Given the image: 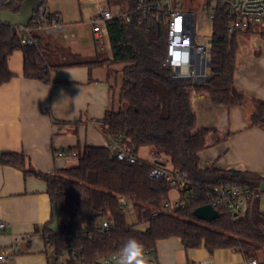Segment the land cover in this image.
Returning a JSON list of instances; mask_svg holds the SVG:
<instances>
[{
    "label": "trees",
    "instance_id": "obj_1",
    "mask_svg": "<svg viewBox=\"0 0 264 264\" xmlns=\"http://www.w3.org/2000/svg\"><path fill=\"white\" fill-rule=\"evenodd\" d=\"M23 1L13 0V8L0 2L1 10L17 12ZM47 1L38 0L29 26ZM137 2L104 0V5L107 10L115 8L121 14L131 11ZM207 3L217 4V0H207ZM228 24L229 19L217 5L209 34V78L205 84L194 87L170 78L164 66L167 30L154 16L142 18L141 24L135 18L126 23L119 16L113 17L106 22L111 60L75 62L65 60L67 51L52 44L48 34L38 33L36 45L29 47L20 44L14 28L0 24V85L12 78L6 62L16 50L22 52L23 77L45 84L50 82L49 73L55 67L83 65L91 69L118 65L117 109L105 111L98 121L100 131L108 140L119 141L134 154L141 147L149 148L156 156L168 160L172 169L183 173L189 182L179 192L184 206L166 213L162 207L173 191L170 184L149 179L148 162L118 161L108 147H77L76 162L53 174L27 169L25 174L45 183L51 204V219L44 227L47 246L56 251L62 250L66 243L81 247L90 262L121 251L130 238L142 243L144 249L154 251L158 241L175 237L184 250L231 249L246 260L264 252L263 213L257 217L251 209L244 217L234 220L222 214L209 218L199 213L202 206L209 204L207 187L236 185L254 190L264 183V178L256 174L219 170L213 165L199 167L198 154L207 147V132H192L195 118L189 108V91L207 94L219 107H235L243 101L242 94L233 85L237 42L236 35L228 36ZM252 124L256 125V120ZM261 126L264 128V124ZM24 163L21 153L0 152L1 165L23 168ZM119 198L132 206L134 224L127 223ZM54 211L58 218L57 233L49 229ZM107 217L112 227L99 236L95 229ZM140 224H147V228L135 230Z\"/></svg>",
    "mask_w": 264,
    "mask_h": 264
},
{
    "label": "crops",
    "instance_id": "obj_2",
    "mask_svg": "<svg viewBox=\"0 0 264 264\" xmlns=\"http://www.w3.org/2000/svg\"><path fill=\"white\" fill-rule=\"evenodd\" d=\"M92 10L83 8L82 20L89 25ZM61 38L65 40L66 35ZM90 38L93 44L90 50L76 40L68 43L53 37L50 40L66 50L64 55L72 56L74 62L111 60L110 46L101 50L95 45L92 32ZM236 42L233 85L243 101L239 106L219 107L207 94L190 90L188 103L195 118L192 132H207V147L198 154L200 168L213 165L219 170L261 175L264 174L261 126L264 124V31L237 34ZM22 64V52H12L6 62L12 78L0 85V152L21 153L25 158L23 168L0 164V222L5 224L0 231V250L9 247L13 237L27 235L29 244L21 245L23 253L13 257L9 264H47L52 248L46 245L44 227L51 219V204L45 183L24 171L53 174L75 163L58 157V151H75L83 146L107 147L108 139L100 131L98 121L106 110L115 106L112 90L117 86L115 74L120 67L107 64L91 69L83 65L55 67L50 70V82L45 84L24 78ZM252 120H256V125ZM149 152V148L141 147L136 156L148 162ZM165 164L171 167L166 159ZM169 195L170 199L177 197L174 191ZM146 228L147 224H140L134 229ZM155 254L157 264H246L244 256L231 249L184 250L175 237L158 241ZM253 260L257 264L264 262L257 257Z\"/></svg>",
    "mask_w": 264,
    "mask_h": 264
},
{
    "label": "built area",
    "instance_id": "obj_3",
    "mask_svg": "<svg viewBox=\"0 0 264 264\" xmlns=\"http://www.w3.org/2000/svg\"><path fill=\"white\" fill-rule=\"evenodd\" d=\"M1 2L2 5L11 4V8L14 6L13 0H1ZM99 2L103 3L104 0H98L97 3ZM217 5L229 19L228 36L264 31V0H217L215 5L208 4L207 0H138L129 12L118 14L105 8H99L89 16L88 20L95 45L104 50L109 48L106 32L108 20L119 16L126 23L135 18L137 23L141 24L142 18L154 16L158 22L163 23L167 30L164 66L170 78L177 83H185L194 87L205 84L209 78L211 47L209 34ZM48 14L49 18L44 8H40L33 25L13 27L21 45L35 46L37 43L35 36L38 33L54 34L65 31V27L61 24V16L58 13ZM107 147L118 161L128 164L138 161L133 150L126 149L117 140H108ZM56 155L69 158L74 162L77 160V155L72 149L60 150ZM148 164L150 165L148 178L167 181L177 193L176 198H169L163 203V210L171 213L174 209L184 206L179 193L189 183L184 174L167 166L164 157L156 156L151 151ZM259 176L264 178V174ZM207 193L208 205L213 211L233 220L242 218L250 212L254 200L262 194L259 188L251 190L236 185L207 187ZM118 204L122 210L133 214L132 206L124 198H119ZM111 227L112 222L109 217L104 218L98 223L95 233L103 236ZM4 228L5 224L0 222V231ZM58 231L59 228L56 233ZM29 240L27 235L13 237L10 246L0 250V263L9 264L13 257L23 253L21 245L29 244ZM120 254L121 251H116L90 262L83 255L81 247L66 243L62 250L56 251L52 248L47 264H119ZM144 254L148 264H157L153 249H144ZM246 264L257 263L250 259L246 260Z\"/></svg>",
    "mask_w": 264,
    "mask_h": 264
},
{
    "label": "rangeland",
    "instance_id": "obj_4",
    "mask_svg": "<svg viewBox=\"0 0 264 264\" xmlns=\"http://www.w3.org/2000/svg\"><path fill=\"white\" fill-rule=\"evenodd\" d=\"M98 0H48L44 5V10L46 14L48 13H60L63 21V26H65V31L60 33L48 34L50 37L55 38L58 41H62V36L66 35V39L62 42L68 43L70 40H76L81 47H87L86 49H93V44L91 43L90 33L91 26L82 20L83 18V8L91 7L92 11H97L99 8L103 9L105 7L103 3H97ZM30 3L33 7L36 6L37 0H30ZM215 5V3H212ZM112 12H115V8L110 9ZM204 30L207 31V28L204 27ZM72 35V36H71ZM64 44V43H62ZM65 60L72 61L74 58L72 56L65 55ZM55 61H58L56 59ZM114 71L111 73L112 82H114ZM119 80V77H117ZM117 87H113V109H117ZM258 208L259 212L264 214V193H262L258 198ZM126 220L129 225L134 224L135 220L133 214H130L125 211ZM138 226V225H137ZM140 226V225H139ZM257 258L264 261V252L260 251L257 253Z\"/></svg>",
    "mask_w": 264,
    "mask_h": 264
},
{
    "label": "water",
    "instance_id": "obj_5",
    "mask_svg": "<svg viewBox=\"0 0 264 264\" xmlns=\"http://www.w3.org/2000/svg\"><path fill=\"white\" fill-rule=\"evenodd\" d=\"M39 2L37 0V4L35 7L32 6L30 0H24L17 12H12L9 10H0V23L11 26L12 28L21 25L27 26L33 17V11L36 10ZM229 171L234 172V169H230ZM259 191L261 193L264 192V183L261 184ZM251 208L253 209V213L256 214L257 217H260V212L258 210V199H255ZM199 213L203 217H214L217 213L213 211L212 207L209 205L202 206L199 209ZM258 213V214H257ZM49 229L56 232L58 230V218L56 211H54V218L52 224L49 226Z\"/></svg>",
    "mask_w": 264,
    "mask_h": 264
},
{
    "label": "clouds",
    "instance_id": "obj_6",
    "mask_svg": "<svg viewBox=\"0 0 264 264\" xmlns=\"http://www.w3.org/2000/svg\"><path fill=\"white\" fill-rule=\"evenodd\" d=\"M118 261L119 264H148L143 244L134 238L128 239L121 249Z\"/></svg>",
    "mask_w": 264,
    "mask_h": 264
}]
</instances>
